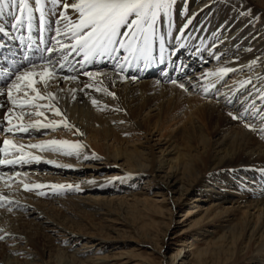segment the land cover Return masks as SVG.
Returning <instances> with one entry per match:
<instances>
[{
	"label": "bare ground",
	"instance_id": "6f19581e",
	"mask_svg": "<svg viewBox=\"0 0 264 264\" xmlns=\"http://www.w3.org/2000/svg\"><path fill=\"white\" fill-rule=\"evenodd\" d=\"M28 5L30 17L25 16L15 28L12 25L18 9L11 6V0L6 9L0 8V28L4 29L0 32V64L21 66L13 72L0 66V160L23 157L26 161L0 164V197H7L0 207V236L7 241L14 236L20 240L15 248H0V263L48 264L47 259L54 256L58 264H94L92 260H100L99 254L89 256L93 250L87 248L96 245L102 250L104 244L101 236L94 243L88 236L101 234L103 227L79 216L85 212L84 206L93 207L87 212L90 217L110 222H117L112 212L125 215L127 207L148 203L161 216L171 217L176 209L181 211L178 206L189 193L193 194L192 202H205L199 209L200 222L210 228L217 224L222 231L221 242H207L205 249L189 253L186 261L179 258L185 252L181 248L170 253L164 264H204L206 256L211 264L229 260L234 264H264V25L254 27L253 19H244L240 0H176L167 20L158 22L151 57L133 60L121 72L108 56H96L81 64L83 53L73 54L67 61L61 59L65 53L60 50L48 53L50 47L59 48L57 39L71 43L56 35L57 29L65 31L68 23L60 16L65 11L63 5L57 0H42L40 12L35 10V0H28ZM66 14L73 21L78 18L71 9ZM188 20L191 23L184 28ZM41 47L44 55L38 53ZM119 55L124 64V53ZM49 62L47 71L55 70L56 76L50 86L45 88L44 84L49 80L47 73L43 78L40 75L44 69L37 67L31 76L43 99L31 91L27 80L19 82V92L12 90L16 103L8 99V86L16 75ZM222 68L234 71L223 77L213 75ZM64 76L76 80H64ZM173 80L187 91L171 83ZM86 84L94 86L86 88ZM97 88H106L115 98ZM47 92L55 99L47 97ZM50 104L62 115H56L54 108L50 110ZM229 113L242 114V119L233 120ZM65 122L74 127H65ZM33 123L36 126L27 133L6 131L14 125ZM44 124L54 125L55 130L40 127ZM76 129L82 135L75 134ZM38 133L43 134L41 138ZM53 139L79 142L85 147L79 158L67 156L51 150H69L66 145H47ZM5 140L11 143L5 145ZM21 144L26 147H13ZM28 145H45V149ZM110 179L114 196L106 203L109 208L86 196L51 198L71 189H54L52 185L96 191L94 188ZM140 181L145 183L138 187ZM150 184L157 189L152 197H159V202H149L154 199L148 196ZM25 185L33 190L27 191ZM121 193L130 196L131 204H124L127 199L123 196L121 200ZM167 196L175 207L163 210ZM72 209L74 214L69 216ZM4 221L17 226L22 234L1 225ZM43 230L59 233L62 238L54 239L53 235L46 244ZM26 245L30 253L23 250ZM76 245L79 248H73ZM151 250L161 254L162 246ZM122 253L117 252L119 256ZM20 256L24 260L18 261Z\"/></svg>",
	"mask_w": 264,
	"mask_h": 264
},
{
	"label": "snow or ice",
	"instance_id": "6c2138e0",
	"mask_svg": "<svg viewBox=\"0 0 264 264\" xmlns=\"http://www.w3.org/2000/svg\"><path fill=\"white\" fill-rule=\"evenodd\" d=\"M41 2L42 0H35V4L37 5L35 10L37 12L41 11L39 8ZM57 2L61 3L63 5V9L65 10L60 13L62 21H68V23L64 25L65 31L57 29L56 35H63L67 40L71 41V43L65 44L61 40L57 39L55 40V45L59 46V48L57 49L55 46L50 47L47 49V52L53 53L57 50L64 52L65 54L61 57L64 61H67L69 56L73 54L79 55L83 53V61L78 62L81 64L92 61L96 56H108L116 61V67L123 72L125 64H130L133 60H148L151 57V40L159 32L158 22L162 23L167 20L170 10L176 3V0H76V2H72V0H57ZM8 6L9 0H0V8L6 9ZM11 6L14 9H18L19 13L14 16L16 23L12 26L15 28L22 22L25 16L30 17L32 9L29 8L28 0H11ZM69 9H71L73 13L78 14V18L75 21L69 19V16L66 14ZM190 23L191 20H188L184 25V28H187ZM3 31L4 29L0 28V32ZM181 31H183V29H181ZM121 52L124 53L122 57L124 64L120 63L121 56L119 54ZM253 63H255V61H253ZM49 64L50 62L39 66L33 65L27 71L16 75L15 80L8 86V99L14 104L16 103L12 96V90L15 89L19 92L21 89L19 82L23 80L28 81V87L31 88L32 92L37 94V98L43 99L44 96L41 95L36 87L33 86L31 76L35 73V69L37 67L44 69L40 75L43 78L45 73H47L49 80L44 81L45 88H47L50 86V81L56 78L55 70L52 72L47 71ZM59 66L61 69L64 68L63 64H60ZM229 71H234V69L222 68L217 73H213V75L223 77ZM84 75L94 77L101 74L84 73ZM121 78L127 79V77ZM62 79L75 81L76 77L64 76ZM131 79H136V77H131ZM113 83H115V81ZM171 83L177 85V81L175 80L171 81ZM93 86L94 85L92 84L85 85L86 88H91ZM177 86L187 91L183 84H178ZM97 90H102L107 95L115 98V93L108 91L106 88H97ZM72 91L74 92L75 89ZM81 91H83V89H81ZM46 95L51 99H55V95L51 92H47ZM73 99H75V96H73ZM91 103L95 106L98 102L97 100L92 99ZM47 107L50 110L54 108L51 104ZM54 111L56 115H62L59 108H54ZM25 114L27 113L22 114L20 118L22 119ZM36 114L43 115L41 112H37ZM229 115L233 120L242 119V114L234 115L229 113ZM36 123L29 124L28 126L14 125L13 127L6 129V131L13 132V134H15V132L27 133L29 128L36 126ZM121 123H123V121H121ZM40 127H52L53 130H55V127L52 124H44L40 125ZM65 127L72 128L74 126L65 122ZM245 127L250 126L245 124ZM75 134L82 135L78 129H76ZM3 143L5 145H9L11 142L5 140ZM47 145H66L69 149L68 151H62L59 147H52L51 150L67 156L75 154L78 158L81 150L85 147L79 142L70 143L69 141H58L55 139L48 141ZM13 147L23 149L26 146L21 144L19 146L13 145ZM27 147L45 149V145H28ZM84 158L88 159L87 156ZM32 159L38 158L32 157ZM21 162H26L23 160V157H18L12 160H0V164H17ZM60 166L70 167V165ZM35 187L40 188L43 186L36 185ZM51 187L54 189H64L65 187L71 188L72 186L52 185ZM25 189L27 191L33 190L27 185H25ZM37 194L44 195L45 193L38 192ZM6 199L7 197H0V207L4 206L3 201ZM11 210V208H8V211ZM2 239H4V237L0 236V240Z\"/></svg>",
	"mask_w": 264,
	"mask_h": 264
},
{
	"label": "rangeland",
	"instance_id": "374dc122",
	"mask_svg": "<svg viewBox=\"0 0 264 264\" xmlns=\"http://www.w3.org/2000/svg\"><path fill=\"white\" fill-rule=\"evenodd\" d=\"M240 2L243 8L245 9L244 14H243L244 19H248V18L253 19L252 26L254 25V27H258L260 24L264 25V0H240ZM262 29H263L262 39L264 40V26ZM261 118L262 117H260V119ZM36 135L37 137L41 138L43 134L38 133ZM152 139H156V137L154 136L152 137ZM97 163L99 162L94 161L95 165ZM109 170L111 169H107V171ZM42 175L39 174L38 176H42ZM46 176H49V175L46 174ZM110 181L111 179L108 180V182H105L106 185L103 184L101 185V187L98 186L94 188L96 189L97 192L93 189L90 191H84V190L80 191L78 187H71V189L68 190L69 192H63V193H60L62 195L60 194H59L60 196L54 195L51 198H56V199L64 198L66 194H67L66 197L71 198V199L72 198L81 199V197L85 198L86 196V199L90 198V199L95 200L96 202H103V204L105 205L109 201V199L114 196L111 193L113 192L112 190L113 184L111 183L112 181L111 182ZM143 183L145 182H142V181L138 182V187H141ZM136 186H137V183H136ZM150 186H151L150 191L151 190L152 191L150 192L148 196H150L151 198L154 192L157 191V189H155L153 184L152 185L150 184ZM120 195H122L123 197L126 194L121 193ZM192 195L193 194L188 193L182 198L181 203L178 206V209L181 208V211H177L176 209L177 212L176 211L173 212L171 217H167V215L161 216L158 210L148 203L149 205L148 204L146 205L138 204L132 208L127 207L126 210L128 211V214H125V215L121 211H119V213L112 212L113 213L111 214L112 218H115L117 222H110L108 220L107 221L97 220V216H95L96 218L94 216L90 217V214L89 213L87 214V212L88 210H92L93 207L91 206L90 208V207L84 206L82 210L83 211L85 210L86 213L82 212L83 214L80 213L79 216L84 218V220L87 219V221H90V218H91L92 220L90 222L92 224L94 221V223H96L95 225L103 227L101 234L91 233L88 236V240H92V242L94 243L95 242L94 240H97L98 235H99L101 236V240H103L102 244H104V247L102 248V250L101 249L98 250L99 246L97 247L96 245H92L91 248H87V249H91V251L93 250V252L90 253L89 256H93L94 253L99 254L97 255V257L100 258V260L96 259V260H92V262H94V264H164L166 261V257L170 253L173 254L181 248H184L185 252L184 253L182 252L179 255V258L180 259L182 258V260L186 261L187 260L186 256L189 253L193 251V253L195 254L197 251L205 249L207 242L209 243L215 242L216 245H219L221 242V237H222L221 229L218 228L217 224H214V227L210 228L209 226H207V224L203 225L200 222L202 213L200 212L201 210L199 209L202 208L205 202H192ZM95 196H97L98 198L97 197L93 198ZM128 196H124L125 199L127 200L123 201L124 204L126 203L127 205L131 204V200H130L131 198L130 196L129 197ZM101 197H103V199ZM124 197L121 198V200H124ZM137 197L139 198L140 195L138 194ZM152 198L154 199H151V201L149 202H152V201L159 202L161 200L159 199V197H152ZM165 199L166 200L162 204L161 208L163 210L165 208L173 209V207H175L173 199L169 196L165 197ZM115 200L118 201V199H115ZM80 204L81 206L84 205V203H80ZM108 206L109 205H107L106 208L110 207ZM72 210L73 211H70V210L68 211L69 216L74 214V209ZM141 210L142 212H140ZM185 212H188V214L185 215ZM1 225L6 226L7 229L15 230L17 233H21L17 226H13L11 224L9 225V223L6 221L2 222ZM203 231H208V232H206L207 234H205ZM42 232H43V235H45L44 242L46 244L48 240L53 238V235L56 237L54 239L62 238L61 237L62 235L60 236L59 233L54 232L52 235V233H49L48 231L43 230ZM16 241H20V240H16V236L11 237L10 239H8V241L0 240V248L1 247H4V249L15 248L19 244ZM23 245L25 244H21V246ZM157 246H162L161 254H158L151 250L152 248L157 247ZM75 247L77 248L78 245L74 246L73 248ZM79 247H81V242L79 244ZM23 250L26 253H30L29 247L27 245L24 247ZM84 250L85 249H83V251ZM117 252H120V253L123 252L121 254L122 256H119ZM42 253H43V250H42ZM46 256L48 255H44L45 259H47ZM51 257L50 259H47V263L48 264H58V260L56 261L54 256H51ZM103 257H106V260H103L102 259ZM22 260H24L22 256L18 257V261H22ZM29 260L30 259L27 258V261ZM210 261H211L210 257L206 256L204 264H211ZM59 264H66V263L64 261H60ZM223 264H234V263L232 262V260H229Z\"/></svg>",
	"mask_w": 264,
	"mask_h": 264
}]
</instances>
